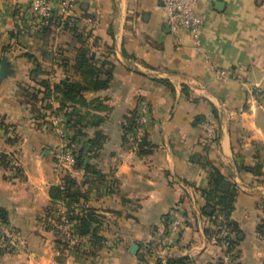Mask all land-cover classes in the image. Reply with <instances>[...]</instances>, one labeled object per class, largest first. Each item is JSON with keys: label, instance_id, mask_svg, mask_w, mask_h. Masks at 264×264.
I'll list each match as a JSON object with an SVG mask.
<instances>
[{"label": "crops", "instance_id": "obj_1", "mask_svg": "<svg viewBox=\"0 0 264 264\" xmlns=\"http://www.w3.org/2000/svg\"><path fill=\"white\" fill-rule=\"evenodd\" d=\"M13 1L0 0V211L26 250L0 248V264H213L227 254L264 264V0H194L206 16L200 48L188 31L170 30L162 0H76L77 26L63 31L22 24ZM82 57L107 86L61 108L55 86L88 83ZM140 100L152 122L137 144ZM72 114L80 133L68 164L52 118ZM68 188L74 198L53 199ZM222 193L234 195L230 252L205 215ZM89 209L100 242L70 220ZM176 210L188 226L161 262L154 234ZM74 237L89 238L84 253L71 250Z\"/></svg>", "mask_w": 264, "mask_h": 264}, {"label": "built area", "instance_id": "obj_2", "mask_svg": "<svg viewBox=\"0 0 264 264\" xmlns=\"http://www.w3.org/2000/svg\"><path fill=\"white\" fill-rule=\"evenodd\" d=\"M162 4L165 21L170 30L174 33L182 29L188 31L194 45L200 48L206 16L196 9L194 0H162ZM75 5L76 0H14L12 6L16 17L26 26L34 25L35 27L47 28L50 24L57 23L58 29L63 31L66 28L74 29L77 26V20L70 15ZM151 122L152 114L149 103L146 100L138 101L133 127V139L137 144L148 136ZM52 124L57 134L63 139V155L60 161L73 164L74 157L68 151L67 143L71 131L58 118L53 117ZM207 129L211 130L212 127L207 126ZM57 219L62 223L63 228L69 229V224L62 210H59ZM164 226V230L154 234L155 243L152 250L153 257L161 262H165L169 258L187 228L188 222L182 211L176 210L164 219ZM214 228L212 237L228 251L227 239L230 229L223 213H217ZM88 240V237H74L71 243L72 246H81ZM102 245L108 250L113 248L115 244L104 239ZM0 248L13 252L26 250L25 241L9 223L0 222ZM213 264H233V257L231 254H227Z\"/></svg>", "mask_w": 264, "mask_h": 264}, {"label": "trees", "instance_id": "obj_3", "mask_svg": "<svg viewBox=\"0 0 264 264\" xmlns=\"http://www.w3.org/2000/svg\"><path fill=\"white\" fill-rule=\"evenodd\" d=\"M82 61V62H81ZM80 62H78L79 65L87 64L86 70L82 72V75L88 79V83L85 85H81L79 83L74 82H64L58 86L54 87L53 92L58 93L61 96V108H69V105H75L77 103H80V101L83 99V93L87 91H98L102 90L107 86V81H102L100 78L99 73L95 72L89 62L90 60L87 58H83ZM45 96L48 98L51 95V90L49 85H45ZM74 114H72V117L67 121L66 127L75 133L74 138L72 139V142L75 141V138L80 133L77 129L78 121L73 117ZM96 125V124H95ZM78 131V132H77ZM77 160L79 161L80 158L78 157ZM222 182V178L219 173L216 174V179L214 180V185L216 188L219 187V185ZM71 189L68 188L64 191L55 190L53 192V199L54 200H67L72 199L75 197L74 193H71ZM217 200L216 203L211 204L210 206L206 207L205 215L210 218L212 223H216V215L217 213H223L228 221V227L230 229V234L228 236L227 242L229 244L228 252L231 251V248L235 245V241L232 238V233L235 231L233 229V225L230 220L231 213L233 211V197L230 199V196H234L233 193L230 196H225L224 193H222ZM220 208V210L217 211V209ZM215 212H217L215 214ZM71 221H75L76 223V233L79 236H86L91 235L95 241H102V238H98L97 234L99 231V228L101 226L100 221L95 213L94 210H87V212L83 215L78 216H70ZM0 222L3 223H9L8 215L0 211Z\"/></svg>", "mask_w": 264, "mask_h": 264}, {"label": "rangeland", "instance_id": "obj_4", "mask_svg": "<svg viewBox=\"0 0 264 264\" xmlns=\"http://www.w3.org/2000/svg\"><path fill=\"white\" fill-rule=\"evenodd\" d=\"M54 118H58V120H60L61 121V123L62 124H64L65 126H66V123H67V121L66 120H64L63 118H61V117H54ZM55 129V128H54ZM74 136H75V133L73 132V131H71V136L68 138V140H67V143H68V151L70 152V154L72 155V152H71V144H72V139L74 138ZM61 139V143H63V139L62 138H60ZM63 151V150H62ZM63 155V154H62ZM62 155H61V157H62ZM60 157V158H61ZM58 220V219H57ZM64 230H65V228H63ZM71 243V242H70ZM69 246L71 247V250L72 251H75V252H73V253H75V254H82V253H84L85 252V250H84V248H81V246L79 245H77V246H72V243L71 244H69ZM68 250H70L69 248H68ZM7 251V250H6ZM8 252H9V250H8ZM16 253V252H15ZM88 255V254H87ZM89 255H91V254H89Z\"/></svg>", "mask_w": 264, "mask_h": 264}, {"label": "water", "instance_id": "obj_5", "mask_svg": "<svg viewBox=\"0 0 264 264\" xmlns=\"http://www.w3.org/2000/svg\"><path fill=\"white\" fill-rule=\"evenodd\" d=\"M219 5V4H218ZM221 5V4H220ZM221 6H218V8H220ZM8 73V62L6 58H3L2 63H1V68H0V83L6 78ZM138 246L137 245H133L130 252L132 254H136L138 251Z\"/></svg>", "mask_w": 264, "mask_h": 264}]
</instances>
